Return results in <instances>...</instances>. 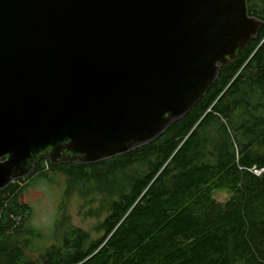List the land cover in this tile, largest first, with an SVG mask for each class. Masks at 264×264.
<instances>
[{
	"label": "water",
	"instance_id": "water-1",
	"mask_svg": "<svg viewBox=\"0 0 264 264\" xmlns=\"http://www.w3.org/2000/svg\"><path fill=\"white\" fill-rule=\"evenodd\" d=\"M261 26L247 0H0V191L151 143Z\"/></svg>",
	"mask_w": 264,
	"mask_h": 264
},
{
	"label": "trees",
	"instance_id": "trees-1",
	"mask_svg": "<svg viewBox=\"0 0 264 264\" xmlns=\"http://www.w3.org/2000/svg\"><path fill=\"white\" fill-rule=\"evenodd\" d=\"M247 2L262 21L257 36L160 137L91 164L38 160L0 191V264H264V172L250 170L264 169V0ZM48 170L83 195L90 182L121 178L103 236L92 240L62 214L54 242L35 250L41 234L22 195ZM220 190L230 193L224 203Z\"/></svg>",
	"mask_w": 264,
	"mask_h": 264
},
{
	"label": "rangeland",
	"instance_id": "rangeland-1",
	"mask_svg": "<svg viewBox=\"0 0 264 264\" xmlns=\"http://www.w3.org/2000/svg\"><path fill=\"white\" fill-rule=\"evenodd\" d=\"M48 167V166H47ZM109 166L100 173L110 174ZM121 184V178L112 186L106 180L90 182L88 195H83L79 185H70L67 177L55 170H48L45 177H39L24 191L22 200L32 209L28 225L38 230L41 238L34 239L35 250L49 246L55 240V223L64 214L68 221L83 229L92 240L104 235L100 225L106 218L109 203L114 198V189ZM218 202L224 203L230 197L227 190L214 193Z\"/></svg>",
	"mask_w": 264,
	"mask_h": 264
},
{
	"label": "built area",
	"instance_id": "built-area-1",
	"mask_svg": "<svg viewBox=\"0 0 264 264\" xmlns=\"http://www.w3.org/2000/svg\"><path fill=\"white\" fill-rule=\"evenodd\" d=\"M250 170L252 173H254L255 175H258V176L261 175L262 172H264V169H260L256 166L252 167Z\"/></svg>",
	"mask_w": 264,
	"mask_h": 264
}]
</instances>
